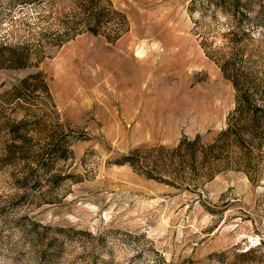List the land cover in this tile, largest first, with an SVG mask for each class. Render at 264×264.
<instances>
[{
    "label": "rangeland",
    "instance_id": "1",
    "mask_svg": "<svg viewBox=\"0 0 264 264\" xmlns=\"http://www.w3.org/2000/svg\"><path fill=\"white\" fill-rule=\"evenodd\" d=\"M231 22L0 0V264H264V28Z\"/></svg>",
    "mask_w": 264,
    "mask_h": 264
},
{
    "label": "trees",
    "instance_id": "2",
    "mask_svg": "<svg viewBox=\"0 0 264 264\" xmlns=\"http://www.w3.org/2000/svg\"><path fill=\"white\" fill-rule=\"evenodd\" d=\"M218 4L222 5V7L229 11L231 17V25L227 30V33L230 34V38L234 41L240 40L244 35L250 34L257 28H264V0H216ZM247 20V21H245ZM246 22V23H245ZM245 23V24H244ZM238 37V38H237ZM235 48V47H234ZM232 50V53H236L239 48ZM264 96V89L262 90ZM246 103H247V96ZM262 106L260 108L261 111L264 112V98L262 102ZM251 124L257 128L258 137H260V141L264 140V130H259V123L255 115L252 114ZM5 132H8L11 135V141H7L5 143V149L7 150V155L12 156L13 150L15 151L17 148V143L15 140L22 141L25 137L15 136V132L19 131L21 123L13 122L9 117H7L4 122ZM18 152H21V155L24 157L29 156V151H23V148H20Z\"/></svg>",
    "mask_w": 264,
    "mask_h": 264
}]
</instances>
